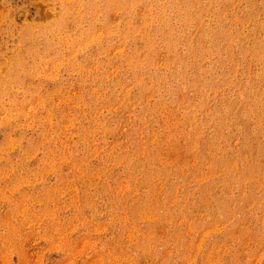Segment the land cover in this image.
Instances as JSON below:
<instances>
[{
  "label": "rangeland",
  "instance_id": "rangeland-1",
  "mask_svg": "<svg viewBox=\"0 0 264 264\" xmlns=\"http://www.w3.org/2000/svg\"><path fill=\"white\" fill-rule=\"evenodd\" d=\"M0 264H264V0H0Z\"/></svg>",
  "mask_w": 264,
  "mask_h": 264
}]
</instances>
